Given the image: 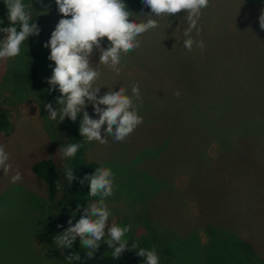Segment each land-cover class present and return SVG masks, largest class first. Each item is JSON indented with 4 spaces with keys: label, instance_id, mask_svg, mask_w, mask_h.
Here are the masks:
<instances>
[{
    "label": "rangeland",
    "instance_id": "374dc122",
    "mask_svg": "<svg viewBox=\"0 0 264 264\" xmlns=\"http://www.w3.org/2000/svg\"><path fill=\"white\" fill-rule=\"evenodd\" d=\"M125 2L134 14L144 13L140 21L157 19L159 26L122 56L119 73L100 65L95 84L101 86L98 95L123 86L131 96L138 83L142 102L135 103L143 123L123 142L109 136L100 144L81 135L88 158L115 173L114 195L106 198L109 222L130 224L129 247H155L160 264H264V0H210L199 32H192L204 48L194 43L191 51L183 46L187 13L147 16L151 9L142 0ZM24 3L32 17L44 6L48 11L21 55L0 60V106L13 121L10 133L0 135L12 165L7 173L0 169V264H65L49 231L59 208L32 170L67 139L64 120H50L44 108L48 102L59 107L61 94L49 91L46 79L55 63L44 44L62 16L55 0ZM7 11L0 0V27L10 26ZM4 36L0 32V40ZM108 43L103 38L102 46ZM99 56L94 49L93 65ZM34 63L37 88L31 82ZM213 91L216 98L209 99ZM86 110L98 118L91 103ZM56 157L62 166L65 161ZM17 169L22 179L13 184ZM112 250L102 242L97 251Z\"/></svg>",
    "mask_w": 264,
    "mask_h": 264
},
{
    "label": "clouds",
    "instance_id": "9594fccd",
    "mask_svg": "<svg viewBox=\"0 0 264 264\" xmlns=\"http://www.w3.org/2000/svg\"><path fill=\"white\" fill-rule=\"evenodd\" d=\"M7 7V19L10 26L0 27V32L5 36L0 40V60L15 58L21 55L22 45L30 36H38L41 29L36 22H32L31 11L24 0H4ZM210 0H142V4L151 9L147 16H167L187 13V28L183 29V46L191 51L196 43L201 49L203 41L196 42L192 32L197 33L198 21L204 9L209 6ZM58 12L62 18L51 32L50 39L44 47L50 48L48 59L55 63L52 75L47 79L49 91L58 88L60 96L55 103L59 107L54 108L51 102L44 104L49 119L62 122L66 117L75 122L77 115L83 112L79 125V132L89 142L97 141L107 144V137L111 136L117 142L125 141L138 126L143 123V116L139 114L136 100H141L139 84L131 88L132 95L127 94L125 87L119 90H109L103 95H98L101 86H95L101 76L100 65L110 66L119 73L120 62L123 55L128 54L141 45L139 39L144 33L159 26L157 19L149 18L145 21L138 19L139 14H134L125 0H55ZM48 6H44L43 13H47ZM144 14V13H143ZM3 20H0V24ZM19 25V31L17 30ZM259 25L264 29V12L259 16ZM109 41L107 47L102 46L103 38ZM99 51V63L93 65L91 56L93 50ZM178 98L180 91L174 93ZM91 103L94 113L98 118L94 119L86 110ZM103 105L104 107H101ZM105 135H101L102 126ZM115 126V127H114ZM81 144L71 143L59 147L57 156L62 161L74 158ZM10 154L6 146L0 144V169L4 173L12 169L9 163ZM64 176L70 184L74 179V172L66 163L62 164ZM22 179L17 169L11 176V183L15 184ZM84 180L90 181L89 195L99 199L84 208L83 214L73 225H70L61 234L54 237L58 249L71 248L77 236L80 237L81 247L87 249V258L93 259L95 252L102 242H106L112 250V257L119 259L126 249H138L137 255L143 257L145 264H160L159 254L155 247L145 249L133 242L129 248V242L125 239L131 230V225L110 223L112 211L106 203V198L114 195L115 173L111 168L101 166L94 173L86 174ZM62 182H57L58 189ZM80 208V205H77ZM74 215V214H73ZM69 264L80 261L77 253L66 256Z\"/></svg>",
    "mask_w": 264,
    "mask_h": 264
},
{
    "label": "trees",
    "instance_id": "16d2710c",
    "mask_svg": "<svg viewBox=\"0 0 264 264\" xmlns=\"http://www.w3.org/2000/svg\"><path fill=\"white\" fill-rule=\"evenodd\" d=\"M43 16L44 15L41 12L36 13L32 17V22H36L38 26L41 27ZM37 54L39 60L42 52H39ZM37 72V65L36 63H34L31 77V82L34 88H37ZM56 91L60 95L58 88L56 89ZM216 93L217 91L211 92L208 98H216ZM64 123L66 126L65 133L67 137L65 145L71 143L82 145L74 158H70V160L68 159L69 162L68 160L65 161V163L73 169L75 179L70 184L68 183L67 179L64 176V169L59 164L58 159L54 153V147L52 148V150H50L49 154L46 157L36 160L32 165L34 174L45 181L48 187L50 200L57 205V208H59L53 212V216L51 217L49 223V231L51 233V236L53 237L56 252L62 254V258L64 259L65 264H69L66 256L72 253H77L81 257L80 261H73L72 264H145L144 258L137 255L138 249H126L122 253L121 257L117 260L112 257V254L100 251L95 252L93 259H88L87 249L81 247L79 236H77L71 248H65L63 250L58 249L54 237L58 234H61L70 226L68 224L69 219H72V223L74 225L83 214L84 208L99 199L98 196L93 197L89 195L90 184L88 180H84L83 184L80 183V180L83 179L86 174L94 173L95 169L99 167V164L98 162L88 158L87 144L79 132V126L77 122H73L66 117L64 119ZM198 126L200 125L197 124V127ZM12 128L13 121L11 119L10 111L0 106V135L9 134ZM60 138L61 136L59 137V140ZM55 144L59 145V141H57ZM58 181L62 182V186L59 189L57 187ZM78 204L80 205L79 209L77 208ZM143 248L147 249L146 247Z\"/></svg>",
    "mask_w": 264,
    "mask_h": 264
}]
</instances>
